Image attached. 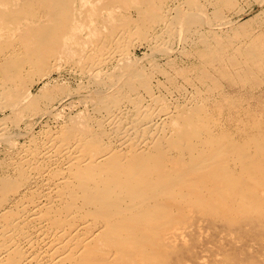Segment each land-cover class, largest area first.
<instances>
[{
    "label": "rangeland",
    "instance_id": "obj_1",
    "mask_svg": "<svg viewBox=\"0 0 264 264\" xmlns=\"http://www.w3.org/2000/svg\"><path fill=\"white\" fill-rule=\"evenodd\" d=\"M123 1L73 0L66 4L67 20L55 22L58 26L50 29L53 41L48 40L47 69L40 65L35 77L31 75L30 82L27 81L29 88L23 94L29 95L28 103L13 113L9 108L0 111V211L6 208V216L1 215L0 222L12 215L17 203L31 200L18 197L26 189L27 182L21 179V174L33 170L30 166L16 168L24 162L20 155L17 156L18 150L33 140L38 152L42 132L46 130L44 134L57 138L61 130L57 126L71 116L82 119V123L89 124L95 132L98 122L107 121L100 104L112 113H117L122 106L126 107L123 111L126 113L128 107L133 108L131 103L134 108L139 104L138 109L151 111V117L160 113L161 118L171 112L173 116L186 117L189 112L198 120L206 114L233 139L241 128L248 129L260 119L264 123V0ZM83 4L89 7L88 13L78 11ZM88 18H92V23ZM159 37L164 38L158 40ZM253 45L261 48L250 52ZM102 68L107 72H101ZM45 70L47 73H43ZM106 76L115 81L111 89L107 88L109 93L106 94L115 99L110 103L107 95H103ZM44 83H47V91L43 94ZM19 92L8 91L9 103L15 102ZM75 120L70 122L73 130L68 140L71 143L79 138V125ZM83 129L88 130L86 126ZM166 162L170 164L167 158L159 165H166ZM161 174L162 178H168L162 170ZM215 182L202 185L204 192L209 190V184L212 185L210 190L214 198L217 192L211 188L217 185ZM192 190L183 184L173 196L160 200L161 214L155 217L158 223L155 229L147 236H135L148 240L145 253L138 254L135 248L129 249L132 246L126 245L129 261L133 264H138L139 260H145V264H264V207L244 217L238 215L242 212L240 208L239 211L228 210L227 215L225 208L212 209L211 196L200 197ZM175 201H178L176 205L172 204ZM225 201L222 198L216 203ZM241 205L246 207L247 203Z\"/></svg>",
    "mask_w": 264,
    "mask_h": 264
},
{
    "label": "bare ground",
    "instance_id": "obj_2",
    "mask_svg": "<svg viewBox=\"0 0 264 264\" xmlns=\"http://www.w3.org/2000/svg\"><path fill=\"white\" fill-rule=\"evenodd\" d=\"M71 1L0 0V111L9 108L13 113L21 110L25 102L28 103L29 95L23 92L28 90L29 79L31 75L35 77L38 67L45 65L46 68L48 42L53 39L50 29L58 26L55 22L67 20L69 12L66 13L65 5ZM89 10L86 4L78 9L83 13ZM90 19L87 21L91 22ZM90 36L93 39L91 33ZM163 38L159 37L158 40ZM259 48L261 46L253 45L249 51ZM60 68L62 72L63 68ZM43 73H47V70ZM110 76L104 78L103 87L106 90L103 95L109 93L107 88L114 86L115 81ZM43 86L44 94L47 83ZM9 90L20 91L13 103H9ZM106 95L108 103L114 102V97ZM138 106L134 108L131 103L133 108L128 107V112L124 113L125 106H122L117 113H112L107 106L100 104L107 121L98 122L95 132L89 124H83L82 119L71 116L59 125L61 127L57 126V129L61 128L57 138L44 134L46 130L42 132L43 140H39L41 149L38 152L34 148L36 141L32 140L27 147L21 146L17 156L20 155L24 162L16 165V168L27 169L30 166L33 170L21 174V179L27 182L23 186L26 189L18 197H29L31 200L29 203H17L13 207L14 212L11 210L12 215L1 219L0 264H133L125 253V246H132L129 249L135 248L138 254L145 253L148 240L135 236H147L155 229V217L161 214L162 204L158 203L173 196L183 184L200 197L211 196L212 209L225 208L227 211L224 214L227 215L228 210L239 211L240 208L242 212L238 215L244 217L264 207V189L259 191L264 188V123L261 119L257 123L252 122L254 124L248 129L240 127L238 136L233 139L220 124L216 126V120L213 121L206 114L198 120L189 112L186 117H174L172 112L165 113L163 118L160 113L151 117V111H142ZM195 115L199 116L198 113ZM75 119L79 125V138L71 143L68 140L73 130L70 122ZM84 126L88 130H84ZM209 146L212 147L208 149ZM167 158L169 165L167 162L166 165H159ZM176 166L181 170L175 169ZM161 170L168 178H162ZM208 181L217 182L211 188L217 192L215 198L213 190H210L211 184L206 185L209 189L207 192L202 189L203 183ZM231 192L233 196L229 197ZM222 198L226 201L217 204L216 201ZM176 202L172 204L176 205ZM242 203H247L246 207H242ZM5 211L6 208L2 209L0 216L5 217ZM6 223L8 226L4 225ZM132 236L137 244L133 243ZM182 237L183 240L185 236ZM138 264H145V260H139Z\"/></svg>",
    "mask_w": 264,
    "mask_h": 264
}]
</instances>
